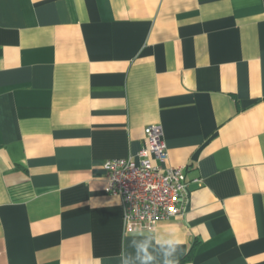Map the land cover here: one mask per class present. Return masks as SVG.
<instances>
[{"label": "crops", "instance_id": "0c3cea01", "mask_svg": "<svg viewBox=\"0 0 264 264\" xmlns=\"http://www.w3.org/2000/svg\"><path fill=\"white\" fill-rule=\"evenodd\" d=\"M155 124L185 203L125 233L103 165ZM169 238L264 264V0H0V264H164Z\"/></svg>", "mask_w": 264, "mask_h": 264}, {"label": "built area", "instance_id": "2783aa9c", "mask_svg": "<svg viewBox=\"0 0 264 264\" xmlns=\"http://www.w3.org/2000/svg\"><path fill=\"white\" fill-rule=\"evenodd\" d=\"M136 157L103 165L106 192L121 199L125 233L152 231L158 222L180 216L186 199L184 168L167 166L160 125L144 129V143Z\"/></svg>", "mask_w": 264, "mask_h": 264}, {"label": "clouds", "instance_id": "9594fccd", "mask_svg": "<svg viewBox=\"0 0 264 264\" xmlns=\"http://www.w3.org/2000/svg\"><path fill=\"white\" fill-rule=\"evenodd\" d=\"M158 245L164 249L165 255L169 258L166 259L164 264H178L177 261H173L170 258L173 257L176 253V250L179 248L180 241L176 238H169L164 240L157 241Z\"/></svg>", "mask_w": 264, "mask_h": 264}]
</instances>
